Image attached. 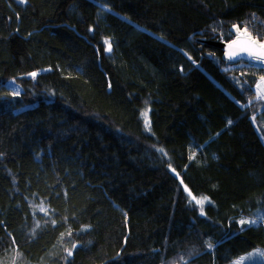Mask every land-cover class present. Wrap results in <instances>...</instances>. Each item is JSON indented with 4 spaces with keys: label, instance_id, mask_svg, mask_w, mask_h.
<instances>
[{
    "label": "trees",
    "instance_id": "obj_1",
    "mask_svg": "<svg viewBox=\"0 0 264 264\" xmlns=\"http://www.w3.org/2000/svg\"><path fill=\"white\" fill-rule=\"evenodd\" d=\"M234 26L264 43V0H0V264L264 248V68L222 61Z\"/></svg>",
    "mask_w": 264,
    "mask_h": 264
},
{
    "label": "water",
    "instance_id": "obj_2",
    "mask_svg": "<svg viewBox=\"0 0 264 264\" xmlns=\"http://www.w3.org/2000/svg\"><path fill=\"white\" fill-rule=\"evenodd\" d=\"M231 33L232 40L214 43V46L222 54V61L227 66L243 63L264 68V47H261L264 43L254 39L245 28H239V26L232 27ZM229 54H231V58H229Z\"/></svg>",
    "mask_w": 264,
    "mask_h": 264
},
{
    "label": "rangeland",
    "instance_id": "obj_3",
    "mask_svg": "<svg viewBox=\"0 0 264 264\" xmlns=\"http://www.w3.org/2000/svg\"><path fill=\"white\" fill-rule=\"evenodd\" d=\"M264 77V76H263ZM259 83H264V80H260ZM6 88L9 89L10 95H17L18 92L20 91V89L16 86L15 82L13 80L7 82V84L5 85ZM258 87V86H257ZM260 90L258 93H262L261 91H264V86H260L258 87ZM257 88V89H258ZM262 89V90H261ZM259 97L260 101H264V93L262 94V97ZM190 200L200 206H203L206 204V200L203 198H193L192 196H189ZM197 201H203L202 204L197 203ZM252 221L246 222V224L251 223ZM229 264H264V248H259L256 249L254 251H251L243 256H241L240 258L234 260L233 262L229 263Z\"/></svg>",
    "mask_w": 264,
    "mask_h": 264
},
{
    "label": "snow or ice",
    "instance_id": "obj_4",
    "mask_svg": "<svg viewBox=\"0 0 264 264\" xmlns=\"http://www.w3.org/2000/svg\"><path fill=\"white\" fill-rule=\"evenodd\" d=\"M22 2H23V0H22ZM106 43H107V41H106ZM229 47L231 48V45H229ZM261 47H264V45H262ZM108 50L109 51L111 50V45L110 44L108 45ZM229 58H231V54H229ZM32 75L35 76L36 73H32ZM261 79L264 80V77H262ZM197 203L202 204L203 201H197ZM242 223H245V222L242 221ZM209 246L211 247V245H209ZM69 255H71V253H69Z\"/></svg>",
    "mask_w": 264,
    "mask_h": 264
},
{
    "label": "crops",
    "instance_id": "obj_5",
    "mask_svg": "<svg viewBox=\"0 0 264 264\" xmlns=\"http://www.w3.org/2000/svg\"><path fill=\"white\" fill-rule=\"evenodd\" d=\"M260 86L262 85V86H264V83H260L259 84ZM259 85H258V87H259ZM259 88L257 89V94H258V96H260V97H262V94L264 93V91H261L262 93H258L259 92ZM262 90V89H261Z\"/></svg>",
    "mask_w": 264,
    "mask_h": 264
}]
</instances>
